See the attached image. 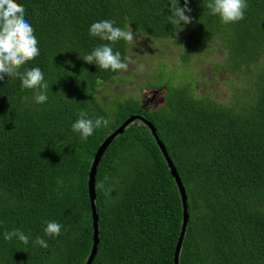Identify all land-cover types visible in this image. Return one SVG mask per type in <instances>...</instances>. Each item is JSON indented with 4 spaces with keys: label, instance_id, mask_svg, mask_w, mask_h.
<instances>
[{
    "label": "trees",
    "instance_id": "trees-1",
    "mask_svg": "<svg viewBox=\"0 0 264 264\" xmlns=\"http://www.w3.org/2000/svg\"><path fill=\"white\" fill-rule=\"evenodd\" d=\"M17 2L26 9L40 48L20 71L40 67L49 89L47 102L38 104L34 90L23 89L18 78L0 79V264H85L93 245L87 184L93 157L131 115L154 124L188 194L179 264H264V0H247L245 18L229 24L209 14L208 0H188L191 23L177 29L169 21L170 0ZM102 19L180 42L183 68L195 56L224 51L217 64L243 75L245 89L233 94L247 97L220 103L195 94L193 81H168L161 85L167 89L165 104L156 110L134 97L106 109L98 88L122 71L103 70L82 58L108 43L89 35L90 25ZM113 49L127 57L129 44L121 40ZM81 111L93 120L105 117L107 126L81 139L71 127ZM98 181L104 188L96 189L100 242L92 264H174L182 198L142 120L113 138L98 163L95 185ZM46 221L63 225L61 235H45ZM13 229L30 241L45 239L48 249L25 246L16 237L4 240L3 233Z\"/></svg>",
    "mask_w": 264,
    "mask_h": 264
},
{
    "label": "clouds",
    "instance_id": "clouds-1",
    "mask_svg": "<svg viewBox=\"0 0 264 264\" xmlns=\"http://www.w3.org/2000/svg\"><path fill=\"white\" fill-rule=\"evenodd\" d=\"M187 3L188 0H185V6L180 7V0H170L169 21L176 26V29L183 26L181 22L184 25L191 23V16L185 14L191 12ZM206 7L209 9L210 15H218L222 23L229 24L237 23L245 18L248 3L247 0H208ZM25 12L26 9L17 0H0V79L4 77L18 78L23 89L34 90V101L43 104L48 100L49 89L44 72L40 67H31L20 71L27 62L40 55L39 40L33 26L25 18ZM89 35L108 43H102L89 54L84 55L82 58L86 62L94 63L100 69L113 72L128 70L131 58L122 57L120 51H114L113 45L121 40L133 46L136 44L137 40L134 39L130 24L121 28L116 26V21L113 19H102L90 25ZM210 64L212 66V62ZM232 95L235 97L233 102L243 101L247 97V92ZM24 99L27 100L28 97H24ZM107 124L108 121L105 117L98 116L93 120L88 118L86 112L81 111L71 127L74 132L80 134L81 139L87 140L96 129L102 126L106 127ZM57 183L62 184L63 181L58 179ZM95 187L99 191L104 188V184L98 181ZM45 223V235L49 237L61 235L63 225L56 221H46ZM14 237L18 238L25 246L31 242L33 246L38 245L42 249L49 247L48 242L39 236L30 241V236L20 229L6 230L3 233V239L6 241H11Z\"/></svg>",
    "mask_w": 264,
    "mask_h": 264
},
{
    "label": "rangeland",
    "instance_id": "rangeland-1",
    "mask_svg": "<svg viewBox=\"0 0 264 264\" xmlns=\"http://www.w3.org/2000/svg\"><path fill=\"white\" fill-rule=\"evenodd\" d=\"M134 39L137 42L134 46L129 44L127 54L131 58L128 70L122 71L120 77L98 88L99 101L110 111L114 109L117 100L126 97L139 98L150 110L158 109L166 101L167 89L161 85L168 81L177 84L193 81L195 94H209L220 103H229L235 99L232 94L237 89H245L241 73L225 72L217 64L222 60L224 51L222 55L216 49L213 53L195 56L192 64L183 68L179 57L182 50L180 42L141 33H134ZM211 59L216 63L214 67L210 64ZM186 69L192 72L191 75L187 74Z\"/></svg>",
    "mask_w": 264,
    "mask_h": 264
},
{
    "label": "water",
    "instance_id": "water-1",
    "mask_svg": "<svg viewBox=\"0 0 264 264\" xmlns=\"http://www.w3.org/2000/svg\"><path fill=\"white\" fill-rule=\"evenodd\" d=\"M136 119H140L142 120L152 131L153 135L155 136L158 145L160 146L163 155L166 158L167 164L170 168L171 174L172 176L175 178L180 194H181V198H182V203H183V222H182V227H181V233H180V237L176 246V250H175V263L174 264H179V252H180V248L182 245V241L184 239V234H185V230H186V226H187V222H188V217H189V213H188V194L185 190V187L183 185V182L179 176V173L172 161V158L170 157L163 141L159 138L158 132L156 127L154 126V124L148 120L146 117L142 116V115H131L129 116L122 124H120L118 127H116L111 134L102 142V144L99 146V148L97 149V151L94 154L93 157V161L91 164V168L89 170V175H88V180H87V184H88V194H89V198H90V203H91V212H92V218H93V245H92V249H91V253L87 259V261L85 262V264H92L96 254H97V250H98V244L100 242V237H99V214L97 212L96 209V187H95V182H96V170H97V166L98 163L102 157V155L104 154V152L106 151L107 147L109 146V144L111 143V141L113 140L114 137H116L117 135L123 133V131L125 130V128L132 122H134Z\"/></svg>",
    "mask_w": 264,
    "mask_h": 264
}]
</instances>
